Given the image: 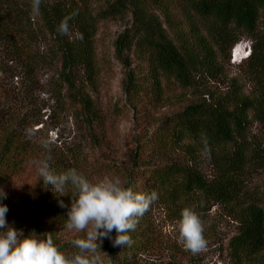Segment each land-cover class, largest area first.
<instances>
[{
    "label": "trees",
    "instance_id": "obj_1",
    "mask_svg": "<svg viewBox=\"0 0 264 264\" xmlns=\"http://www.w3.org/2000/svg\"><path fill=\"white\" fill-rule=\"evenodd\" d=\"M31 3L0 0V37L14 56L41 67L46 59L34 57L33 45L48 36L61 83L56 100L78 117L87 139L95 143L96 134L91 128L96 108L90 93L78 88L75 72L81 70L88 85L96 87L100 77L95 45L98 25L130 16L128 26L113 43L114 58L125 68L121 82L124 93L136 99L147 95L146 86L150 85L154 89L148 96L157 99L162 92L161 82L172 79L182 89L198 93L200 100L160 121L147 138L136 144L126 166L107 164L104 175L118 178L123 187L135 192L155 191L157 199L153 203L168 208L178 218L184 208L197 212L205 204L228 209L238 224L236 234L225 244L231 260L244 264L262 255L264 187L260 202L246 194L244 180L246 167L256 155L246 143L250 116L264 124V0H41L36 15L31 12ZM62 21L67 24L63 35L57 30ZM172 22L185 24L189 31L180 44L172 41L166 31L165 25L171 29ZM241 37L250 44L244 65L255 75L259 93L250 98L234 87L206 103L204 96L208 93L203 80L221 73V62H228L230 49ZM128 53L146 64L147 75L136 76L124 55ZM141 78L145 82H140ZM173 149L182 150L192 164L159 159ZM199 158L213 167V177L206 178L196 167ZM44 159L56 174L76 169L90 182L101 176V172H93L90 159L72 155L65 160L47 158L15 130L0 123V189L7 194L2 201L9 209L6 222L24 235L34 232L41 238L50 236L65 254L62 232L76 193L70 183L59 194L41 182L37 162ZM33 170L34 184H18L22 175ZM58 201H63L65 207L61 208ZM146 215L137 218L135 230L127 233L130 245L113 247L110 241L108 264H140L138 255L150 245L147 232L140 231ZM156 264L179 263L168 260Z\"/></svg>",
    "mask_w": 264,
    "mask_h": 264
},
{
    "label": "rangeland",
    "instance_id": "obj_2",
    "mask_svg": "<svg viewBox=\"0 0 264 264\" xmlns=\"http://www.w3.org/2000/svg\"><path fill=\"white\" fill-rule=\"evenodd\" d=\"M64 1L76 3L77 0ZM161 20L163 21L162 18ZM129 22L130 16H127L107 20L98 25L95 45L100 77L96 87L88 85L81 70L75 72L78 88L90 93L94 101L96 120L93 121L91 129L96 134V143L87 139L78 117L67 108L61 107L56 100L61 83L57 67L53 63L52 41L48 36L39 38L33 45L34 57L41 56L46 59L41 67L20 56H14L13 50L4 44L3 38L0 37V123L15 130L47 158L58 156L59 159L65 160L72 155L75 158L90 159L93 172H101V176L96 177L93 183L113 179L107 178L103 173L107 164L116 167L126 166L136 144L147 138L160 121L200 100L198 93L182 89L172 79L161 82L162 92L157 99L148 96L154 89L150 85L146 86L147 95H141L136 99H131L124 93L121 82L125 68L114 58L113 43ZM165 27L168 36L176 44H180L183 38L189 36L185 24L178 22L173 23L171 29L168 28V24ZM33 28L37 29L36 23ZM246 43L250 45L247 39L241 37L230 49L228 62H221V73L203 80L208 93L204 96L206 103H212L227 91H233L234 87H239V91L250 98L257 96L260 87L255 75L244 65L246 59L238 61L240 54L234 55L237 49H241L242 52ZM124 55L128 56L129 67L136 76L148 74V68L141 59L131 53ZM139 81L145 82L142 78ZM246 143L255 149L256 155L255 160H251L245 170V191L247 195L262 202L264 124L251 116ZM159 159L192 164L187 161L184 152L177 149L165 152ZM196 167L206 178H211L215 174L213 167L205 159L199 158ZM35 179L36 173L33 170L22 175L17 182L31 185ZM145 213L147 214L145 224L140 231L147 232L150 245L138 255L137 263L156 264L174 260L179 264H238L231 260L225 247L226 241L235 235L238 229L235 216L228 209L205 204L196 212L203 224L206 247L195 254L186 249L180 240L178 232L180 218L171 210L152 203ZM85 234V231L68 229L62 232L65 256L70 258L80 252L71 241L84 238ZM97 243L95 255L99 256L101 264H108L110 240L101 238ZM91 255L93 254L88 253L89 257ZM244 264H264V253Z\"/></svg>",
    "mask_w": 264,
    "mask_h": 264
},
{
    "label": "clouds",
    "instance_id": "obj_3",
    "mask_svg": "<svg viewBox=\"0 0 264 264\" xmlns=\"http://www.w3.org/2000/svg\"><path fill=\"white\" fill-rule=\"evenodd\" d=\"M40 3L41 0H32V14H39ZM57 30L62 35L66 34V22L62 21ZM248 52L249 45L246 43L238 61L246 59ZM37 163L41 182L51 186L56 193L62 194L69 183L75 190L76 198L67 211L65 228L85 231L84 238L71 241L80 252L69 258L59 251L50 236L41 238L34 232L24 235L6 222L9 209L2 201L7 194L0 189V264H101L99 256L95 255L99 239H109L113 247L130 245L127 233L135 230L137 218L142 217L157 199L155 191L135 192L131 187H123L118 178L93 183L76 169L56 174L50 169L47 159ZM58 204L61 208L65 207L63 201H58ZM178 232L184 247L193 254L205 249L203 224L193 209L184 208L181 211ZM88 253L93 255L89 257Z\"/></svg>",
    "mask_w": 264,
    "mask_h": 264
},
{
    "label": "bare ground",
    "instance_id": "obj_4",
    "mask_svg": "<svg viewBox=\"0 0 264 264\" xmlns=\"http://www.w3.org/2000/svg\"><path fill=\"white\" fill-rule=\"evenodd\" d=\"M239 54H240V50L239 49H237V50L234 51V55L235 56H238Z\"/></svg>",
    "mask_w": 264,
    "mask_h": 264
}]
</instances>
